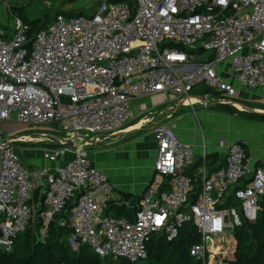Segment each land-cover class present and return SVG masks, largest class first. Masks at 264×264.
<instances>
[{"label":"built area","instance_id":"1","mask_svg":"<svg viewBox=\"0 0 264 264\" xmlns=\"http://www.w3.org/2000/svg\"><path fill=\"white\" fill-rule=\"evenodd\" d=\"M11 2L0 0L5 9ZM98 2L89 18L58 14L36 33L10 10L13 27L0 20V252L12 251L35 217L43 240L65 214L60 225L73 230L72 247L88 246L102 259L138 264L154 236L174 241L192 224L200 239L190 256L229 264L235 229L256 223L264 195V164L252 172L243 144L221 140L225 164L214 170L206 149L197 163L173 129L157 126L153 176L133 220L106 213L114 188L88 147L123 131L140 98L193 99L192 89L204 84L215 93L207 100L237 108L240 92L264 89V0ZM13 122H64L65 138L43 153L62 162L23 167L19 138L3 132ZM55 133L40 136L55 140Z\"/></svg>","mask_w":264,"mask_h":264},{"label":"crops","instance_id":"2","mask_svg":"<svg viewBox=\"0 0 264 264\" xmlns=\"http://www.w3.org/2000/svg\"><path fill=\"white\" fill-rule=\"evenodd\" d=\"M191 96L194 97L191 100L203 101L204 104H199L200 107H204L208 101L205 95ZM182 101L165 94L137 99L132 103L133 116L126 129L115 135L103 137L88 147L93 165L107 175L114 188L113 200L108 209L111 210L108 211L109 215L116 216L115 207L124 206L131 220L134 219L140 200L153 176L157 151L153 133L160 125L173 129L184 144L193 148L197 163L206 149L214 170L225 164L226 151L218 145L221 140L238 142L246 147L252 172L263 166L264 122L243 120L222 110H205V107L198 108V104L184 106ZM235 101L240 102L238 105L248 107L253 113L264 115V89L244 90ZM235 109L250 112L242 107ZM79 142L82 145L86 144L83 140ZM46 149L49 148L43 147V151L25 149L20 152L28 161V168L58 166L62 160L56 163L44 160L43 153ZM193 171L191 169L188 174H192ZM39 195L41 198L42 191H39Z\"/></svg>","mask_w":264,"mask_h":264},{"label":"trees","instance_id":"3","mask_svg":"<svg viewBox=\"0 0 264 264\" xmlns=\"http://www.w3.org/2000/svg\"><path fill=\"white\" fill-rule=\"evenodd\" d=\"M71 1L75 2L77 0ZM119 1L134 3V0ZM14 14L31 25L32 33L47 27L40 20L31 21L22 11ZM213 94L215 93L212 89L200 84L192 89L190 95L203 96ZM215 109L231 115H237L243 120L264 122V115L261 114L239 111L233 107L220 104ZM40 199L39 190H37L34 196L35 204L39 203ZM259 206L260 211L256 223L249 224L245 222L235 229L234 244L229 264H264V195L259 200ZM108 211L110 212L111 210H107V214H109ZM115 214V217L131 220L130 214L124 206L115 207ZM64 216L66 215L57 216L54 219L48 228L47 236L43 240L37 237L42 227V222L38 216L35 217L29 228L19 236L12 251L0 252V264H104L103 260L106 259H109L114 264H131L123 259L116 261L112 258L102 259L90 247L85 245H80L77 249H74L70 244L73 230L68 226L60 225V221ZM199 239L198 231L192 224L182 227L179 237L174 241H168L163 235H156L148 244L147 263L199 264L190 256V248L197 244Z\"/></svg>","mask_w":264,"mask_h":264},{"label":"rangeland","instance_id":"4","mask_svg":"<svg viewBox=\"0 0 264 264\" xmlns=\"http://www.w3.org/2000/svg\"><path fill=\"white\" fill-rule=\"evenodd\" d=\"M97 1L98 0H77L75 2H72L71 0H12L9 8L7 9H5V7L0 3V20H2V22H6L10 28L13 27L14 19L10 15L9 10L12 13L17 12V14L18 12L22 11L26 15V17L29 18L31 21L40 20L41 23L46 25H49L58 14H64L66 16L84 15V17L89 18L91 16V13L94 12L99 6V2L97 3ZM214 99L215 98H211L205 103L204 105L205 110L215 109L218 103H215V101L217 100ZM197 107L199 108L200 105L198 104ZM204 107H200V108L203 109ZM63 125L64 122H59L54 124L53 126L30 127L13 122L6 124L3 132L6 138L32 137L34 139V141H30V142L27 140H23L24 142H19L16 144V147L19 148L18 150H19L21 164L23 165V167L29 169L28 161L24 159L21 152L24 151L25 149H36L39 151H43V147L44 148L53 147L55 144L58 143L60 139H63V137H65L66 135L59 130ZM50 128H54L56 130V133L54 134L55 140L46 139L44 137L41 138L40 134L41 133L46 134V132ZM97 139L100 140L103 139V137ZM103 261L104 264H114L112 261H109V259ZM147 262L148 261L146 260L145 262L142 261L139 264H148Z\"/></svg>","mask_w":264,"mask_h":264},{"label":"bare ground","instance_id":"5","mask_svg":"<svg viewBox=\"0 0 264 264\" xmlns=\"http://www.w3.org/2000/svg\"><path fill=\"white\" fill-rule=\"evenodd\" d=\"M198 101H200V102H198ZM182 104L184 105V106H195V105H197V104H201V105H203L204 103H203V101L202 100H197V99H194V100H191V99H185V100H183L182 101ZM188 104H191V105H188ZM238 107L237 108H241L239 105H237ZM23 140H27V141H34V139L32 138V137H24V138H19V141L20 142H24ZM92 141V140H91ZM95 141H99V139H96ZM69 143H74L72 140L71 141H69ZM75 143L76 144H79L80 146H83L82 144H80V142H79V140L77 141V140H75Z\"/></svg>","mask_w":264,"mask_h":264},{"label":"water","instance_id":"6","mask_svg":"<svg viewBox=\"0 0 264 264\" xmlns=\"http://www.w3.org/2000/svg\"><path fill=\"white\" fill-rule=\"evenodd\" d=\"M243 109H245V110H249L250 112L252 111L251 109H249L248 107H246V106H244V105H242V104H239ZM75 244V241L74 240H72L71 241V245L73 246Z\"/></svg>","mask_w":264,"mask_h":264}]
</instances>
